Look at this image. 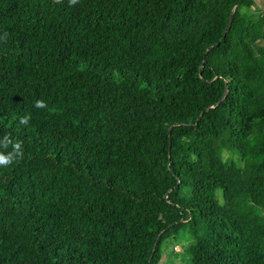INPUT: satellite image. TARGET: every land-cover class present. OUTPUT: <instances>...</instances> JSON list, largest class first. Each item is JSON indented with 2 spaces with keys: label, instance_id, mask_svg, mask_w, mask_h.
I'll return each mask as SVG.
<instances>
[{
  "label": "trees",
  "instance_id": "1",
  "mask_svg": "<svg viewBox=\"0 0 264 264\" xmlns=\"http://www.w3.org/2000/svg\"><path fill=\"white\" fill-rule=\"evenodd\" d=\"M256 4L0 0V264H264Z\"/></svg>",
  "mask_w": 264,
  "mask_h": 264
},
{
  "label": "rangeland",
  "instance_id": "2",
  "mask_svg": "<svg viewBox=\"0 0 264 264\" xmlns=\"http://www.w3.org/2000/svg\"><path fill=\"white\" fill-rule=\"evenodd\" d=\"M257 8H253L247 12L248 15L255 13L264 14V0H255ZM0 155L4 157L5 153L1 152ZM186 242L178 243L176 245H168L165 248L164 256L160 264H190L186 250L189 247Z\"/></svg>",
  "mask_w": 264,
  "mask_h": 264
},
{
  "label": "clouds",
  "instance_id": "3",
  "mask_svg": "<svg viewBox=\"0 0 264 264\" xmlns=\"http://www.w3.org/2000/svg\"><path fill=\"white\" fill-rule=\"evenodd\" d=\"M0 163H7L6 157H0Z\"/></svg>",
  "mask_w": 264,
  "mask_h": 264
}]
</instances>
